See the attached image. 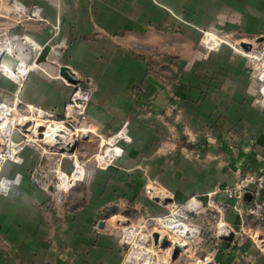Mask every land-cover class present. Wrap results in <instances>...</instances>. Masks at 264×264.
Returning <instances> with one entry per match:
<instances>
[{"label": "crops", "instance_id": "1", "mask_svg": "<svg viewBox=\"0 0 264 264\" xmlns=\"http://www.w3.org/2000/svg\"><path fill=\"white\" fill-rule=\"evenodd\" d=\"M21 1L43 6L47 20L19 19L3 1L0 29L46 45L54 37L55 1ZM201 30L233 34L240 43L264 39V0H62L51 43L68 44L50 45L21 99L61 118L72 87L58 74L69 67L93 90L81 155L94 153L125 121L132 141L114 167L88 166L86 204L62 223L45 206L49 195L29 179L35 151H26L24 164L8 165L5 173H19L21 181L0 194V264H118L121 246L105 219L114 197L123 204L118 193L124 208L141 209L150 183L170 205L195 195L206 200L217 187L264 170V108L252 103L255 65L226 45L205 51ZM13 56L9 63L36 54L19 42ZM17 89L0 74V100L12 101ZM212 197L234 236L206 256L207 264H264V243L259 250L251 239L264 240V221H242L223 193Z\"/></svg>", "mask_w": 264, "mask_h": 264}, {"label": "rangeland", "instance_id": "2", "mask_svg": "<svg viewBox=\"0 0 264 264\" xmlns=\"http://www.w3.org/2000/svg\"><path fill=\"white\" fill-rule=\"evenodd\" d=\"M216 34L219 36H225L219 33ZM200 38L201 31L199 43ZM223 38L228 41V44H221V46L226 45L234 52L245 56L241 52L243 48L241 47L240 42L236 41V37H234L233 34H229ZM250 42L252 45L257 44L255 39H251ZM200 45L203 47L201 43ZM221 46L212 50H207L205 47L203 48L205 51L210 52L218 50ZM249 61L252 60L249 59ZM252 63L255 65L253 61ZM256 69L257 67L255 65L253 77L256 81L257 92L252 98V103L264 108L259 105V102L255 101L259 97L258 89L260 86V81L256 77ZM71 87L73 88V86ZM0 102L12 103V101L8 100H0ZM4 109V111L2 110V112L5 113L2 118L3 121H0V124L2 123L0 126V155L3 156L5 160H13V163H7L4 167L2 165L0 173H2V175H7L5 169L8 165L18 166L24 164L26 151L28 149L34 150L37 154V162L31 169H29V179L49 195L48 204L45 206H47L48 211L53 218H56L61 223L64 221H71L74 217V212L86 204V197L89 192L86 185L89 176V173L87 172L88 166L93 165L96 169H99L96 167L95 162L92 159V155L96 153L99 148L86 158L80 153V143L83 140V137H80V133L87 127L73 124V130L74 128H80L76 131H72L65 126L68 130L66 131L62 124L59 125L58 122L53 121L54 123H57L59 129L49 130L53 125L51 123L52 121L48 122V125H44L43 122L36 120L38 118L32 116L33 113L28 111V109L22 104L19 109L18 106L13 110L10 109L9 106H5ZM9 110H12L10 116H8ZM22 123L27 124V127L30 129L24 130L26 126L22 125ZM58 130H64V133L59 134ZM14 131L16 140L22 147H24L21 151V156L24 158L23 163H21V157H18L17 155V148H12L9 153H5L3 149V145L8 142L9 139L12 140V134ZM78 138L80 139L78 140ZM43 139L45 140L44 142L46 145L43 143ZM71 145L76 146V151H70ZM4 148H6V146H4ZM194 155L197 156L198 151H195ZM75 157L77 163H80L79 158L85 163L86 169L85 179L83 181H78L76 184L75 182L78 179H81L80 175L74 174L72 177L70 176V173L74 169L72 162ZM116 162L107 168L100 170L114 167ZM59 165H61V169H58ZM15 175L10 177H14ZM17 180L18 178L13 179V181ZM57 184L58 187H56ZM118 195L122 196L123 204H116L121 202L116 201L118 199H115L116 197H114L113 213L105 217L109 230L116 235L121 246V256L118 264H199V259L204 260L207 255L208 257L214 255L216 248H218L223 242L221 238L217 237V224L221 220L219 217H221L222 214L217 211L215 206L207 205V199L203 200L202 197L195 195L197 201H200L201 204L199 203L196 212H189L185 203L190 197L182 203L170 205V202L172 201L164 200L165 194L153 183L146 185L144 190V198L146 201L141 209L133 208L132 206L124 208V195H122L121 192L120 194L118 193ZM175 206L177 208L175 209V212L177 211V214L182 216L185 222L198 230V232L193 233L190 238H187L188 240L181 239L178 235L173 234L169 230L156 229L157 224L155 218L162 215H169L173 212L170 209L175 208ZM127 225L134 227H130L133 230L132 232L127 233L128 238L124 233V226ZM219 225L220 231L230 234L226 230L228 227L223 226L222 223ZM152 231L161 233L159 234L157 243H154L153 235L151 234ZM175 252L178 253L174 258ZM134 254L136 255V258L127 261L128 256ZM208 257H206L207 263L210 261V258Z\"/></svg>", "mask_w": 264, "mask_h": 264}, {"label": "built area", "instance_id": "3", "mask_svg": "<svg viewBox=\"0 0 264 264\" xmlns=\"http://www.w3.org/2000/svg\"><path fill=\"white\" fill-rule=\"evenodd\" d=\"M3 1L8 3V6L10 7L13 14H15L19 19L27 18L41 21L47 20L44 16V8L41 5L34 4L28 6L21 0H0V2ZM54 1L58 10L56 23L53 25L55 29V37L59 34L60 31V11L62 0ZM226 36L227 35L219 36L212 31L201 30L200 43L207 50L217 49L219 46H221V44H228V41L223 38ZM54 37L51 38L46 45H51V47L57 49H62L67 46L68 41L65 38H62L61 40H59V42L53 45L51 41L54 39ZM19 42L26 43L35 52L36 56L33 61L15 59L14 62L9 63V57L14 58L13 55ZM46 45L40 44L28 34L12 36L9 35L7 31L0 29V74L13 81L18 88L14 94L12 103L0 102V108L9 106L10 109L13 110L18 106L19 109L20 105L22 104L28 109V111L33 113V115L31 114L32 116H35L38 119L43 118L47 120L60 121L70 130L76 131L80 127L74 128L73 130L72 126L74 124L81 125L82 127V124L86 121L88 116V109L92 102L93 90L92 86L84 83L79 78L76 71H74L73 69L70 68L71 74L78 81L77 83L70 82L66 77L62 75V67L58 74V77L61 78L66 84L73 86L72 91L64 105V112L62 118H57L56 113L53 109L44 108L42 106L34 104L24 103L21 99V89L23 88L31 71H33L34 68L42 69L38 62V58ZM241 52L247 58L252 60L257 67L256 77L260 81V86L258 89L259 97L255 101L259 102V105L264 107V39L260 42H257V44L251 45V48L249 50L246 51L242 49ZM12 110H9L8 116H10ZM14 134L15 131L12 134V140L9 139V141L3 145V149L5 153H9L12 148H17V155L18 157H21V163H23L24 158L21 156V151L24 149V147H22L21 144L18 143ZM101 140V145L99 146L98 151L92 155V159L95 162L97 168L105 169L111 164L118 161L123 156L125 145L131 143L132 141V137L128 129V121H125L115 133ZM4 146H6V148H4ZM79 162L80 163L76 162V157L73 159L72 162L74 169L70 173V176L72 177L74 174H78L81 178L78 179L75 184L78 181H83L86 176L85 163L82 162L80 158ZM7 163H13V160H5V162L3 163V167ZM58 169H61V165H59ZM64 172L69 174L66 171ZM14 178H18V180L13 181ZM20 178V174H17L14 177H10L7 175H2V173H0V194L8 195L15 187V185L20 182ZM56 187H58V184L56 185ZM219 193H223L227 200L232 201L230 208L242 221L244 218H250L258 222L264 221V170L259 171L257 173H246L240 176L232 184L225 185L223 187H217L212 193H209L207 195L206 203L209 206H215L218 212L221 211L222 207L218 206L215 203L212 198V194L214 195ZM245 194H248L250 196V201L248 203L244 202ZM199 203L201 204L200 201H197L195 196H192L187 200L185 206L187 207L189 212H196L198 210ZM175 209H177L176 206L175 208L170 209L173 212L169 215H162L160 217L155 218V222L157 224L156 229L169 230L173 234L178 235L181 239L190 238V236H192L193 233L198 232V230H196L195 227H193L189 223L185 222L183 217L178 215L177 211L175 212ZM220 223H222L223 226L229 227L225 221L220 220L217 224L218 238H221L223 235L226 234L223 231H220ZM130 227L133 226H124V233L127 238V230H129ZM154 232L156 231H152L151 234L153 235ZM251 239L255 246L259 250H262L264 243L263 238L259 234H255L253 237H251ZM198 263L206 264L207 260L206 258H204V260L199 259Z\"/></svg>", "mask_w": 264, "mask_h": 264}, {"label": "water", "instance_id": "4", "mask_svg": "<svg viewBox=\"0 0 264 264\" xmlns=\"http://www.w3.org/2000/svg\"><path fill=\"white\" fill-rule=\"evenodd\" d=\"M261 40H263V37H260V38H258L257 40H256V42H259V41H261ZM240 45H241V47L244 49V50H249L250 48H251V43H249V42H241L240 43ZM49 48H50V45H46L45 47H44V49H43V51L41 52V54H40V56H39V58H38V62L40 61V59H45L46 57H47V51L49 50ZM62 75L64 76V77H66L70 82H72V83H77L78 81L73 77V75L71 74V69L69 68V67H62ZM75 148H76V146H75ZM74 148V149H75ZM156 199H158V198H156ZM159 200V199H158ZM164 200H166V201H171V199L169 198V197H167L166 195H164ZM99 226L100 227H103V223H102V221L99 223ZM233 233H230V234H225V235H223L222 237H221V239H223V240H232V238H233ZM158 238H159V234L157 233V232H154L153 233V239H154V243H157L158 242ZM177 253L178 252H175L174 253V258L176 257V255H177Z\"/></svg>", "mask_w": 264, "mask_h": 264}, {"label": "bare ground", "instance_id": "5", "mask_svg": "<svg viewBox=\"0 0 264 264\" xmlns=\"http://www.w3.org/2000/svg\"><path fill=\"white\" fill-rule=\"evenodd\" d=\"M4 109V107L3 108H0V121L2 122L3 121V116H4V112H2V110ZM16 109V108H15ZM5 110V109H4ZM3 110V111H4ZM34 118V117H33ZM36 120H39L40 122H43L44 123V125H48L47 123L48 122H50V121H52L51 123L53 124L52 125V127H50V129L49 130H57V129H59V126L57 125V123H54L53 121H55V122H58L59 123V125L60 124H62L63 126H64V128L66 129V131H68L67 130V128L65 127V125L62 123V122H60V121H57V120H47V119H43V118H40V119H36ZM2 125V123L0 124V126ZM22 125H24V126H26V128L24 129V130H29L30 128H28L27 127V124H25V123H22ZM63 128V129H64ZM32 130V129H31ZM84 131H85V128L81 131V133L80 134H83L84 133ZM58 132H59V134H63L64 133V130H58ZM78 135V134H77ZM75 137V136H74ZM73 138V137H72ZM44 139H45V137H44ZM43 139V143L46 145V143L44 142L45 140ZM79 139V138H78ZM42 142V141H41ZM75 145H71L70 146V151H75ZM5 162V159H4V157L3 156H1L0 155V170L2 169V165H3V163ZM76 175V174H75ZM132 228H130L129 230H127V233H129V232H132ZM229 233H232V230L228 227L227 229H226ZM225 233V232H224ZM159 234H161V233H159ZM159 239V238H158ZM136 258V255L134 254V255H130V256H128V260L127 261H130V260H133V259H135ZM207 264V263H206Z\"/></svg>", "mask_w": 264, "mask_h": 264}]
</instances>
